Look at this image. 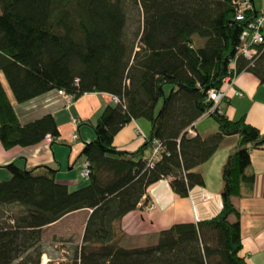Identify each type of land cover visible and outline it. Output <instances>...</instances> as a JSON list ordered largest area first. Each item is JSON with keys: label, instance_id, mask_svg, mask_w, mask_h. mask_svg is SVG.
Wrapping results in <instances>:
<instances>
[{"label": "trees", "instance_id": "trees-1", "mask_svg": "<svg viewBox=\"0 0 264 264\" xmlns=\"http://www.w3.org/2000/svg\"><path fill=\"white\" fill-rule=\"evenodd\" d=\"M243 1L0 0V72L16 102L50 90L73 99L88 92L118 99L83 121L94 137L80 151L89 171L80 186L56 181V169L47 165H6L10 176L0 181V207L16 204L23 210L0 212V264H40L42 227L78 209L90 210L81 239L60 264H248L240 253V216L232 197L242 186L252 188L250 150L264 148V134L243 116L231 119L219 106L211 109L207 99L208 89L222 86L230 64L235 76L250 71L264 83V38L252 45L257 54L251 59L238 53L242 32L252 31L249 24L264 4ZM263 30L264 25V37ZM206 112L218 131L189 135ZM133 119L149 124L144 143L135 151L117 148L113 136ZM46 135L51 141L58 136L53 116L21 123L0 82L3 148L36 144ZM226 135L237 140L221 168L219 212L175 222L154 242L124 244L120 220L140 204L147 187L165 178L174 193L186 196L203 185L195 167ZM154 138L163 150L148 166L144 149Z\"/></svg>", "mask_w": 264, "mask_h": 264}, {"label": "crops", "instance_id": "crops-1", "mask_svg": "<svg viewBox=\"0 0 264 264\" xmlns=\"http://www.w3.org/2000/svg\"><path fill=\"white\" fill-rule=\"evenodd\" d=\"M254 2L256 7L264 4L262 0ZM0 82L21 123L51 114L58 129V136L54 141L44 137L36 144L15 145L10 148H3L0 143V181L9 178L10 172L6 165L12 162L20 168L27 169L47 165L56 169V181L65 183L69 188L80 184L78 177L80 178L79 172L83 163L80 151L83 143L94 137L90 125L83 121L94 120L104 106L113 104L112 96L106 92H88L67 104L59 92L50 90L18 103L1 72ZM224 88L226 96L219 107L226 116L231 119L243 116L246 122L264 134V83H261L252 72L244 70L235 76L232 86L226 85ZM235 90L241 94H235ZM211 118L202 115L197 119L193 125L192 135L198 133L203 138L216 133L217 123ZM148 133V122L133 119L115 133L112 142L119 149L135 151L144 143ZM73 134H77L74 139ZM236 140V135L224 136L212 156L195 167L204 182L203 185L190 188L186 196L174 193L165 178L150 184L140 204L120 220L119 225L124 238L130 240L133 245L154 242L159 231L175 222L197 221L216 215L221 208V168L229 152L234 148ZM151 151V146H147L144 149V157H149ZM250 170L255 175L252 188L249 190L242 186L240 195L232 197V203L240 216L241 255L245 256L248 264H264L263 147L250 150ZM151 203L154 207L149 209L148 204ZM89 211L78 209L64 214L52 223L68 219L66 228L71 229L77 223L84 226ZM228 220L234 221V216L230 215Z\"/></svg>", "mask_w": 264, "mask_h": 264}, {"label": "rangeland", "instance_id": "rangeland-1", "mask_svg": "<svg viewBox=\"0 0 264 264\" xmlns=\"http://www.w3.org/2000/svg\"><path fill=\"white\" fill-rule=\"evenodd\" d=\"M258 1L260 2V0ZM132 14L133 15H132L131 20H133L132 23H134L136 20L135 11H132ZM133 27H136V25L134 24ZM263 33H264V30H263ZM165 91L166 92L168 91V87H166ZM203 115L210 116V114L209 113L207 114V112L204 113ZM193 128L194 126L192 128H188L187 132L189 135L193 134L191 133ZM78 180L81 183L84 182L79 177H78ZM80 184L78 183L77 185H74V187H70V188H76L80 186ZM22 210L23 208L16 204L2 205L0 207V212L3 213L4 216H8L12 214L14 215L15 213H18ZM68 222H69L68 219H63L58 223L54 224L51 222L52 225H47V226L42 227L39 244L41 245L42 249L45 251L43 255L45 256V261L47 264H60L61 262H67L69 255L72 254V248L79 244L81 235H82L83 226L82 224L79 225L77 223L76 226H74L71 229L66 228V225L68 224ZM123 237L121 241L124 244L128 246L133 245V243H131L130 240H127Z\"/></svg>", "mask_w": 264, "mask_h": 264}, {"label": "built area", "instance_id": "built-area-1", "mask_svg": "<svg viewBox=\"0 0 264 264\" xmlns=\"http://www.w3.org/2000/svg\"><path fill=\"white\" fill-rule=\"evenodd\" d=\"M243 4H247V1H243ZM241 13L239 11L237 18H241ZM264 25V8L260 9L259 15L256 17L255 21L253 23L249 24V28L252 29L251 32L248 31H243L240 39H241V45L240 48L238 49V53L242 54L243 56H245L248 59H251L252 57H254L257 54V49L255 47H253L252 45L256 44V43H260L263 41V35L261 33V28ZM232 70V72H231ZM234 79H235V68L233 64H230V69L228 70L227 75H225L222 79V86L220 88H210L207 90V99H209L212 102V107L211 109L218 107L220 105V103L224 100L225 96H226V90L224 88V86H232V84L234 83ZM62 97L65 99L66 103L68 104L69 102H71L73 100L72 95L63 93V92H59ZM235 94H241L239 91L235 90ZM112 99L114 102H117L118 99L115 96H112ZM220 111V110H219ZM208 114V112H207ZM139 132V131H138ZM47 139H51V137L49 135L45 136ZM73 138L77 137V134H73L72 135ZM151 155L148 157L147 161V165L148 166H152L154 161L158 159L160 152H162L163 148L161 143L159 142L158 139H153L152 140V145H151ZM88 167H87V163H83L82 164V168L80 169V177L83 179H86L88 176ZM149 209L153 208L154 205L153 203L148 204Z\"/></svg>", "mask_w": 264, "mask_h": 264}, {"label": "bare ground", "instance_id": "bare-ground-1", "mask_svg": "<svg viewBox=\"0 0 264 264\" xmlns=\"http://www.w3.org/2000/svg\"><path fill=\"white\" fill-rule=\"evenodd\" d=\"M40 264H47L45 261V256L42 255L41 260H40Z\"/></svg>", "mask_w": 264, "mask_h": 264}]
</instances>
